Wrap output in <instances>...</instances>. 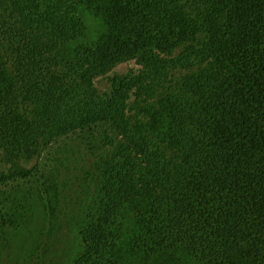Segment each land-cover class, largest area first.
Here are the masks:
<instances>
[{
	"label": "trees",
	"instance_id": "obj_1",
	"mask_svg": "<svg viewBox=\"0 0 264 264\" xmlns=\"http://www.w3.org/2000/svg\"><path fill=\"white\" fill-rule=\"evenodd\" d=\"M0 156V249L35 187L70 264H264V0H0Z\"/></svg>",
	"mask_w": 264,
	"mask_h": 264
},
{
	"label": "rangeland",
	"instance_id": "obj_2",
	"mask_svg": "<svg viewBox=\"0 0 264 264\" xmlns=\"http://www.w3.org/2000/svg\"><path fill=\"white\" fill-rule=\"evenodd\" d=\"M86 24L93 35L99 31L97 22L92 16L86 17ZM140 71L141 67L135 60L123 61L114 65L105 75L96 77L93 80V86L98 93L108 94L111 90L110 82L113 77L132 76ZM34 163L31 160L20 162L24 168H30ZM0 168L2 170L7 169L1 156ZM61 175H64L63 171H61ZM34 191L35 187H33L28 200L27 219L17 231L9 234L7 245L0 249V264H70L74 254L80 248L77 234L78 227L74 223V219L79 215L78 201L74 194L68 192L67 189L62 190V198L60 204L58 203V209L67 215L65 220L67 226H60L62 228H59L54 224L48 247L46 250H42L39 238L45 225L46 215L42 203L34 194ZM50 197L53 198V204L56 206L54 191H50ZM69 218L72 219L70 225L67 224Z\"/></svg>",
	"mask_w": 264,
	"mask_h": 264
}]
</instances>
